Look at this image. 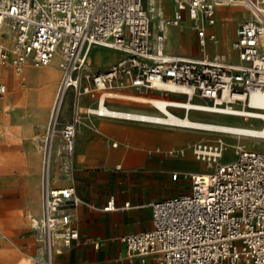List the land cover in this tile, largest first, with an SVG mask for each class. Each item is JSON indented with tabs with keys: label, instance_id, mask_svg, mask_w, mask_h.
<instances>
[{
	"label": "built area",
	"instance_id": "1",
	"mask_svg": "<svg viewBox=\"0 0 264 264\" xmlns=\"http://www.w3.org/2000/svg\"><path fill=\"white\" fill-rule=\"evenodd\" d=\"M222 7L242 8L250 16L240 23L229 48L211 53L210 44L219 47L221 41L213 28ZM172 28L195 33L197 57L169 52ZM95 47L122 56L105 72L88 76L94 88L83 92L91 97L94 89L144 93L159 86L185 93L181 96L187 101L214 104L226 101V93L264 94V0H0V64L23 80L28 66L59 61L61 88L78 90L79 74ZM6 90L0 85V94ZM78 121H67L61 129L68 155L75 148ZM186 148L206 164L207 173L185 174L191 181L188 193L150 204L153 228L122 238L125 258L130 264L135 258L156 264H264V151L243 148L236 159L224 161L221 138ZM180 177L172 172L174 181ZM54 180L48 175L43 182L42 212L35 218L46 251L42 264H54L56 253L80 239L74 216L82 200L74 185ZM104 210H118L114 198Z\"/></svg>",
	"mask_w": 264,
	"mask_h": 264
},
{
	"label": "crops",
	"instance_id": "2",
	"mask_svg": "<svg viewBox=\"0 0 264 264\" xmlns=\"http://www.w3.org/2000/svg\"><path fill=\"white\" fill-rule=\"evenodd\" d=\"M226 15L229 16L228 21L231 20L232 27L237 15L224 12L220 17L217 13V25L213 28L220 39V33L222 34L224 43L233 41L237 31L234 33L231 27H228L225 37L221 24L226 20ZM219 21L220 26L218 25ZM236 24L238 29L240 25L238 19L234 24L235 27ZM233 33L235 38L231 40ZM110 54L108 55L111 59L107 64L109 68L122 56L116 51L110 52ZM177 55L187 56L183 53ZM55 65L58 66L54 67L58 71L60 67L57 61L50 66ZM30 69L35 68L27 67L26 75L27 71L29 74ZM26 75L24 80H26ZM31 76L42 82L37 75ZM38 92L36 91L35 94ZM92 98L97 100V95L94 94ZM72 100L73 90H70L61 113L67 105H71ZM49 102L45 103L41 114L47 115ZM107 103L109 104V102ZM91 106L90 101L82 100L80 111L88 115L80 116V112L77 113L79 126L77 125L75 148L70 157L71 168L67 180L69 183L60 184V186L74 185L82 200V203L75 209L74 216L79 228L80 239L70 248L56 253L53 263L130 264L129 260L125 258L126 244L122 238L151 230L153 228V213L150 204L182 194L179 191L182 180L190 181L185 174L203 173V161L194 158L190 148H186L189 144L201 141L203 138L190 140L197 137L188 131L169 129L143 121L98 116L88 112V109L94 108ZM109 107L116 111L151 113L122 107ZM71 117L72 114H69L64 120L70 121ZM197 132L202 131L197 130ZM184 140L187 142L183 143ZM183 148L186 149L184 154H170L171 150L178 151ZM53 156L65 157L63 149L54 140L50 174ZM23 166L38 176L41 172V164L36 152L32 150L31 159L24 158ZM175 171L181 174L177 181L172 179V172ZM21 187L19 185L18 189L20 190ZM190 189L191 183L189 191ZM111 198L115 199L118 210L106 211L104 208L107 207ZM127 202H130V207L124 208ZM34 219L32 218V223ZM57 247H60V243L57 244ZM133 264H156V262L153 259L142 262L140 258H135Z\"/></svg>",
	"mask_w": 264,
	"mask_h": 264
},
{
	"label": "rangeland",
	"instance_id": "3",
	"mask_svg": "<svg viewBox=\"0 0 264 264\" xmlns=\"http://www.w3.org/2000/svg\"><path fill=\"white\" fill-rule=\"evenodd\" d=\"M224 12L237 15L239 23L250 16V13L242 8H220L218 17L223 15ZM228 18L229 16L226 15V20L221 24L223 33L224 31L227 32L228 27H231V20L229 19L228 21ZM236 20L233 21V26L231 27L234 33L238 26L237 24L236 27L234 26ZM218 25L220 26V21ZM180 30L178 28H172L168 32L169 51L177 54L183 53L189 57L199 54L195 34L189 28L185 31ZM234 33L231 40L235 38ZM220 37L219 47L213 44H210L208 47L211 53H216L217 51L224 52L229 48L231 41L224 43L221 33ZM110 52L115 51L104 47H95L92 49L86 66L79 74V88L78 90L73 89L71 105H67L58 117L59 124L57 125L56 136L51 138V140L56 141L63 149L65 157L53 156L50 176L55 179L53 182L56 185L69 183L67 180L69 179L71 168V155H68L66 150H64V141L61 137V129L67 122L64 119L69 114H72V120L78 117L77 113L79 112L80 116L85 114L80 111L82 100L90 101L92 103L91 107L95 108L97 106L98 101L96 98L93 99L89 94L84 93L83 89L84 87L94 88L91 79L88 77L89 75L97 72H105L109 69L107 64L111 59L109 57L111 55ZM54 67L58 66L30 69L29 74L28 71L27 75L25 73L26 80H23L20 76L16 75L12 67L0 64V85H6L7 87L6 93L0 94V228L4 234L3 238L0 239V264H42V262L46 261L45 246L37 230L33 227L32 218H38L42 212L44 149L46 138L49 137L48 128L52 108L54 107V101L59 91L62 79L61 74H63L60 69H58V72ZM5 69H9L10 71H5ZM31 71L41 72L44 75V81L39 82L34 79L31 76ZM49 74L52 76L47 77ZM36 91L39 92L35 94ZM81 91L82 93L80 94ZM42 92L46 93L41 96L40 94ZM125 92L185 101L181 95L167 93L165 95L163 92H157L153 89L141 93L138 88H132L131 91ZM193 100L203 103L209 102L211 104V101L205 99L195 98ZM47 102H49L47 115L41 114ZM107 102H109V104H106L107 106L154 113L152 112L153 109L140 104L121 102L114 99L108 100ZM243 103L238 101V106H236L237 110L254 111L251 108L241 109L243 108ZM110 109L114 110V108ZM171 111L178 116L185 117V110L171 109ZM190 117L213 124L255 128L262 127L261 121H250L246 118L230 115L191 112ZM77 125L79 126V123ZM164 127L179 131H188L194 137H197L191 138L190 140H200L203 138V140L215 142L220 138L223 139L226 154L224 161L236 159V152L239 148L264 151V139L223 134L207 130H198L202 132H197V129ZM185 142L187 140L183 141V143ZM32 150L36 152L41 164V172L38 176L23 166L24 158L31 159ZM191 154L196 158L192 151ZM203 171L207 172L204 162ZM190 183V181L185 182L182 180V186L179 188L180 193H188ZM19 185L22 186L20 190L18 189ZM236 246L237 248H241L242 242H236ZM39 257H41L42 261H38Z\"/></svg>",
	"mask_w": 264,
	"mask_h": 264
},
{
	"label": "bare ground",
	"instance_id": "4",
	"mask_svg": "<svg viewBox=\"0 0 264 264\" xmlns=\"http://www.w3.org/2000/svg\"><path fill=\"white\" fill-rule=\"evenodd\" d=\"M224 34L226 37L227 32L224 31ZM57 62L60 67L61 62L59 61ZM46 67H51V66H46ZM5 71H10V70L5 69ZM31 75L33 76L37 75V77L40 80L44 81L43 80L44 75L41 72H38L36 74L31 72ZM51 76L52 75L50 74L47 75V77H51ZM62 80H63V74H62L61 83ZM61 83L54 102V107L52 108L50 124L48 128L49 137L46 138V145L44 149V155H45L43 162L44 181L46 180L48 175H50V166L52 162V146H53V139L51 140V138H53L56 134L57 125L59 124L58 117L61 114V110L64 101L66 99V96L70 90H73V88L71 87H69L66 91L63 90V88H61ZM153 90L157 92H164L165 90H168L169 93L167 94H171V95L185 94V93H179V91H176L175 89L166 88L164 86L156 87ZM45 93L46 92H42V94L40 95L43 96ZM94 94L97 95L98 104L96 108L88 109V112H92L98 116L144 121L151 124H157L166 127L207 130V131L219 132L223 134H233L238 136L264 139V94L253 93L250 96H245V95L232 96L231 94L226 93L225 98H227V100L222 102H217L216 104H214V102L212 101L210 104L209 102L203 103L197 100L182 101V100H173L161 96H148V95H139V94L136 95V94L127 93L123 90L94 89ZM235 98H239V100L244 101L243 108L241 109L251 108L254 111L237 110L236 106H238V102L234 101ZM113 99L127 103L144 105L146 107L153 109L152 112L154 113H138V112H127L122 110H117V111L112 110L106 106V103L108 100H113ZM171 109L185 110V112H188V116L187 117L178 116L175 113H173ZM191 112H206L211 114L237 116V117L246 118L250 121L258 120L262 122V127L261 128L241 127V126H229V125L207 123L201 120L192 119L190 117ZM203 173H207V172L203 171ZM35 220L36 219L33 220L34 228H35ZM38 261H42L41 257L38 258Z\"/></svg>",
	"mask_w": 264,
	"mask_h": 264
}]
</instances>
